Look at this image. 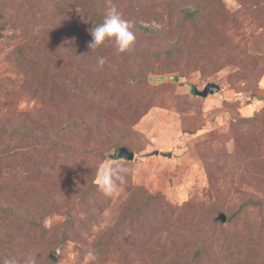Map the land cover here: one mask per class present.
Listing matches in <instances>:
<instances>
[{"label": "rangeland", "instance_id": "374dc122", "mask_svg": "<svg viewBox=\"0 0 264 264\" xmlns=\"http://www.w3.org/2000/svg\"><path fill=\"white\" fill-rule=\"evenodd\" d=\"M78 2L0 0V206L23 209L0 213V259L264 264V0ZM112 6L135 42L93 52ZM24 45L44 76L15 60ZM116 164L125 180L106 196L97 176Z\"/></svg>", "mask_w": 264, "mask_h": 264}, {"label": "clouds", "instance_id": "9594fccd", "mask_svg": "<svg viewBox=\"0 0 264 264\" xmlns=\"http://www.w3.org/2000/svg\"><path fill=\"white\" fill-rule=\"evenodd\" d=\"M133 24L124 19L115 6L110 7L103 15L101 22L95 24L90 29L91 41L89 49L96 51L102 47L111 45L118 54L128 51L135 42L136 36ZM98 66H104L107 59L104 56H97ZM125 169L122 165H105L100 169L97 176V187L106 196L114 194L119 189V184L125 180L123 175ZM56 254L60 255V249H56ZM85 264H99L100 254L96 249H90L85 254ZM0 264H18L15 257L0 259ZM25 264H36V257L29 256L25 259Z\"/></svg>", "mask_w": 264, "mask_h": 264}, {"label": "trees", "instance_id": "16d2710c", "mask_svg": "<svg viewBox=\"0 0 264 264\" xmlns=\"http://www.w3.org/2000/svg\"><path fill=\"white\" fill-rule=\"evenodd\" d=\"M89 3L92 4L93 3V0H79V2H78L80 8L83 10V12H84L85 15L88 13L87 4H89ZM180 11H181L182 17L184 19L191 20V21L195 20V18H196V9L195 10H192V11L181 9ZM102 18H103V16L98 12V15L95 16V20H94V23H93L92 26H94L95 24L101 22ZM137 27H139L142 31L149 32V28H147V27L138 26V25H137ZM25 46L26 45L20 46V47L17 48L18 51H17V57H16L15 60H17V62H20V63L22 61L28 60V65H29V68L31 69L33 75H34V72L37 73V74H39V73L42 72V75L44 76L45 73H46L45 71H47L46 66L44 67V70L43 71L42 70H39L37 68L38 65L40 66V63H39L40 60H43V59L41 57H39L37 54L36 55H33L32 49L29 50L30 54H32V55L31 56L29 55V57H28V55L25 53ZM173 50H175V49L171 48L166 53L167 54H170V55H173L175 53V51H173ZM158 53H160V52H155L154 54H152V56L153 55L155 56ZM142 76H144V75H141V73H138V74H136L134 76V79L135 80H139V79H141ZM127 80L129 82H131L130 81V78H127ZM14 133H17L19 135H22L23 137H25V136H34L32 131H29V130L27 131L25 128L21 132H19V131L16 132V130H14ZM34 138H35V140H39V135L37 137H34ZM48 139L51 140L50 138H48ZM51 142L52 143L50 144V146H54L55 147V146L58 145L55 141H51ZM3 190L4 189L0 186V192H3ZM3 202L4 201L2 200V197L0 196V204L3 203ZM248 202L250 204H254V205L257 204L256 203L257 202L256 199H252V197L250 198V200ZM248 202H246L245 205H247ZM2 212H4L6 215L8 214V215H11V216H18V215L21 216L20 215V212L23 214V209L19 212L18 210H13V209L11 210V209H7L6 207H1L0 206V213H2ZM42 217H43V215H42ZM31 224L34 225L33 224V221H31Z\"/></svg>", "mask_w": 264, "mask_h": 264}, {"label": "water", "instance_id": "95a60500", "mask_svg": "<svg viewBox=\"0 0 264 264\" xmlns=\"http://www.w3.org/2000/svg\"><path fill=\"white\" fill-rule=\"evenodd\" d=\"M220 87L217 83L214 82H210L207 83L202 90L200 91H196V93H198L201 96H207L208 94H212L214 92L219 91ZM195 91V90H194ZM118 155L121 158L127 159V160H131L133 158V152L129 151L126 147H120L118 149ZM218 218L220 219L221 222H224L226 220V216L223 213H220L218 215Z\"/></svg>", "mask_w": 264, "mask_h": 264}]
</instances>
